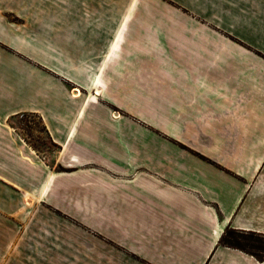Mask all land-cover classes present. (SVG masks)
<instances>
[{"label": "crops", "instance_id": "crops-1", "mask_svg": "<svg viewBox=\"0 0 264 264\" xmlns=\"http://www.w3.org/2000/svg\"><path fill=\"white\" fill-rule=\"evenodd\" d=\"M120 171L158 179L140 191L148 262L261 264L218 241L264 234V0H0V264H134L88 257L48 209Z\"/></svg>", "mask_w": 264, "mask_h": 264}, {"label": "rangeland", "instance_id": "rangeland-1", "mask_svg": "<svg viewBox=\"0 0 264 264\" xmlns=\"http://www.w3.org/2000/svg\"><path fill=\"white\" fill-rule=\"evenodd\" d=\"M9 18L11 22L18 23V19ZM114 110L113 114L117 117L123 114L120 109L114 107ZM132 120L135 122L136 141L141 140L144 134L139 130V125L142 126L143 123L137 118H132ZM10 123L40 154L46 155L56 150L47 139L44 128L37 117L31 114H21ZM148 142L152 148L158 146L157 138H152ZM151 152L150 156L153 158L157 151L152 149ZM117 175L118 178H113L115 180L107 185L106 194L102 197L100 193L94 191L90 193V190L86 195L73 193L68 198V209L71 212L61 213L51 207L48 209L53 211L54 221L70 222L79 228L75 234L73 230L71 231V237H86L88 257L95 254L97 249V251L100 250L97 253L102 254L104 259H108L112 253H117L120 255L119 259L121 256H128L135 261L134 264H152L144 258V255L149 256L151 251L146 246L143 235L142 209L146 203L140 191L144 189V184L151 187L154 183L158 184V179L152 172L147 171H138L132 175L120 171ZM128 179L132 180L127 181ZM148 179L151 182L147 181ZM78 232L81 233L80 236ZM95 239L101 240L103 244L95 245ZM178 242L176 248L179 247Z\"/></svg>", "mask_w": 264, "mask_h": 264}, {"label": "trees", "instance_id": "trees-1", "mask_svg": "<svg viewBox=\"0 0 264 264\" xmlns=\"http://www.w3.org/2000/svg\"><path fill=\"white\" fill-rule=\"evenodd\" d=\"M218 245L241 251L260 263L264 262V234L238 231L227 227L221 235Z\"/></svg>", "mask_w": 264, "mask_h": 264}]
</instances>
